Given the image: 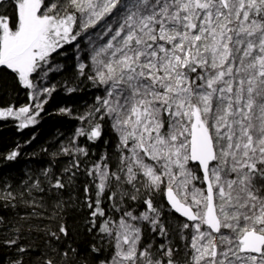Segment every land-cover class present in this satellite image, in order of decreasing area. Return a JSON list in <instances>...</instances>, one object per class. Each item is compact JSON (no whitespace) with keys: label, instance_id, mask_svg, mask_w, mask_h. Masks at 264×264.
Here are the masks:
<instances>
[{"label":"snow or ice","instance_id":"6c2138e0","mask_svg":"<svg viewBox=\"0 0 264 264\" xmlns=\"http://www.w3.org/2000/svg\"><path fill=\"white\" fill-rule=\"evenodd\" d=\"M66 46L101 94L53 153L70 157L59 175L0 188L3 207L58 223L31 262L13 227L0 264H264V0H0V74L33 101L0 118L38 123Z\"/></svg>","mask_w":264,"mask_h":264},{"label":"trees","instance_id":"16d2710c","mask_svg":"<svg viewBox=\"0 0 264 264\" xmlns=\"http://www.w3.org/2000/svg\"><path fill=\"white\" fill-rule=\"evenodd\" d=\"M56 62L63 64L64 70L59 73H50L49 79L44 82L46 87L56 85V91L51 96L40 97L41 100L47 99V103L43 105V111L37 117L38 123L22 129L18 127L21 122L20 118H0V188L7 183L11 184L13 189L19 190L21 182L26 180L29 174L38 175L39 170L48 167L50 162L53 171L59 175V171L68 164L70 157L62 155L54 157L53 153H58L61 145H67L77 128L84 126L75 117L83 114L87 107L94 103V97L101 94L92 88L90 82L81 83L75 78V64L78 61L75 58L74 49L67 48V55L57 57ZM65 81L68 82V86H78L79 90L67 92L64 86ZM30 91L18 85L15 76L10 72L0 74V108L14 106L18 109L33 103L29 97ZM61 108H71L72 114L61 113ZM77 142L81 145L92 143L86 141L84 137L79 138ZM18 144L21 147L17 159L15 161L5 160L4 156L16 150ZM100 151L101 149L93 148L92 152L95 155L92 159H95ZM73 195L79 197V192H73ZM82 211L85 215L87 214L86 209ZM31 212L32 209L23 204H17L15 208H5L0 205V214L5 215L10 222L8 228L0 226V239L5 236H14L11 229L20 227L22 238L19 243L31 249L29 254L24 256V259L30 262L36 258L32 255L33 252L43 251L45 248L48 240L45 230L55 232L58 229L57 221L32 217ZM25 216L30 218L21 219ZM44 216L47 217L48 212H45ZM74 224L79 225L82 230L83 216L80 213L75 215ZM82 239V236L77 237V240ZM15 255L18 254L14 248H0V257H3L5 261L14 258Z\"/></svg>","mask_w":264,"mask_h":264}]
</instances>
